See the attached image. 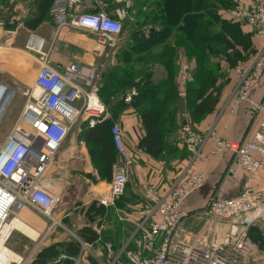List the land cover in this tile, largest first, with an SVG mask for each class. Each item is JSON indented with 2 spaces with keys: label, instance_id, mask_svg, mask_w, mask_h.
<instances>
[{
  "label": "built area",
  "instance_id": "2783aa9c",
  "mask_svg": "<svg viewBox=\"0 0 264 264\" xmlns=\"http://www.w3.org/2000/svg\"><path fill=\"white\" fill-rule=\"evenodd\" d=\"M124 1L125 5L112 15L105 10L91 11L85 0H55L51 15L56 34L63 27H79L99 36L107 51L120 41L123 21L129 17L132 4L130 0ZM4 8L0 5V11ZM231 15L264 36V0H242ZM10 23H14L12 17L7 20L0 16V28ZM12 36L16 35L0 37L1 51L15 50L10 48ZM58 37L54 35L48 45L44 36L33 32L24 48L16 50L38 65L32 84L22 91L3 80L5 71L0 67V123L17 94L26 98L16 123L0 140V242L7 244L13 229L4 238V227L16 220L25 206L33 207L50 220L34 251L24 256L6 245L9 250L6 257H0V264H34L45 239L58 235V227L63 224L54 211L62 198L50 188L49 171L76 124L94 127L97 122L111 118L99 94V65L77 60L56 62L54 43ZM54 62L62 64V68ZM189 70L190 66L183 64L184 87L191 80ZM235 73L237 80L223 110L229 108L236 114L241 103H249L259 117L256 133L247 140H231L218 132L216 123L200 130L185 116L181 135L190 159L167 188L158 180L143 186L133 219H128L133 224L129 236L119 246L108 239L105 214L95 228L96 243L101 246L66 229L80 243V252L75 256L62 252L51 264H92L91 257L98 264H264V248L250 236L252 226L264 229V189L254 182L264 172V96L261 99L254 96L264 81V43L249 62L236 67ZM184 87L181 97L187 95ZM135 95L137 90L133 88L126 93L124 102L131 103ZM7 99L9 102L4 106ZM112 134L122 163L114 165L113 176L104 189L91 188L89 193L98 205L118 210L117 202L126 192L129 168L137 161V155L128 150L120 125H113ZM205 153L232 155L235 167L246 178L237 195L223 197L216 191L203 209L190 211L184 208V201L209 180L208 173L195 168L200 158H207ZM229 171L236 172L233 168ZM191 218L201 221L197 229L185 227L184 223Z\"/></svg>",
  "mask_w": 264,
  "mask_h": 264
},
{
  "label": "trees",
  "instance_id": "16d2710c",
  "mask_svg": "<svg viewBox=\"0 0 264 264\" xmlns=\"http://www.w3.org/2000/svg\"><path fill=\"white\" fill-rule=\"evenodd\" d=\"M19 1L28 8L23 18L28 29L36 31L44 22L52 20L55 0H0V5L6 9L0 11V16L7 20L13 17ZM88 2H91V11L105 10L112 15L125 5L124 0H85L86 4ZM136 4V8L134 5L129 10L131 15L123 21L120 41L125 44L120 45L119 41L114 48H109L108 56L102 57L99 63V94L111 118L97 122L94 127L87 123L75 125L83 127L78 138L87 145L91 162L102 180H111L113 165L122 162L112 127L129 110L139 116L144 131L136 147L138 150L163 163V167L172 164L173 168L174 161L187 163L190 153L184 141L178 143L171 138L186 119L183 117L178 123L180 102H186V105L181 104L182 109H186L191 124L199 129L207 116L219 112L224 101L223 91L232 80L226 68L233 71L238 65L249 62L259 50L252 40L256 32L231 15L233 9L241 6L242 0H136ZM146 25L154 26L148 34L138 35ZM155 28L158 30L154 31ZM244 28L249 31L244 32ZM183 59L190 64L191 78L184 87L185 99L179 96L183 89L180 76ZM158 66L161 68L159 75L156 73ZM133 88L137 95L131 103H125L126 93ZM90 176L98 181L96 176ZM129 184L117 202L121 217L114 220L117 231L122 229V233L118 231V237H112L113 232L108 233V239L116 246L130 234V225L120 219H133L134 207L142 199L129 197ZM105 212L106 208L96 201L90 206L89 217L77 230L85 241L101 246L96 243L98 237L91 223L102 218ZM109 217L106 216V221ZM250 236L264 248V234L259 226L251 227ZM80 249V243L74 238L44 246L36 253L34 264H51L62 252L75 256ZM91 262L98 264L92 257Z\"/></svg>",
  "mask_w": 264,
  "mask_h": 264
},
{
  "label": "crops",
  "instance_id": "0c3cea01",
  "mask_svg": "<svg viewBox=\"0 0 264 264\" xmlns=\"http://www.w3.org/2000/svg\"><path fill=\"white\" fill-rule=\"evenodd\" d=\"M96 2L101 5L100 1ZM90 4L91 2H88L87 4L89 8L91 7ZM14 14L15 15L12 17L14 23L7 24L5 27L0 28V37L2 35H16L12 36V46L10 47L15 49L14 51L0 50V67L3 68L5 73L13 78L11 81V78L5 75L3 76V80H5V82H7L12 87L16 88L17 85L22 91L27 86L32 84V79L38 71V65L34 63V61L28 59L23 54L17 53L16 51L24 48L28 35L33 32L39 35H45L44 37L47 40V43L50 42V44L54 39V35H60V38L55 40L54 43L57 52L56 56L54 57L56 62L65 63L68 60H77L88 65H95L98 61L99 63L101 62L102 57L108 56L105 55L106 49L104 47H100L97 44H93L91 42L87 43L85 41H81L75 36H72L92 35L91 32L85 29L75 26H67L63 27L60 32L56 34V29L52 20L49 22H44V24H42L36 31L28 29L24 25L23 21V18L28 14V8L23 3V1H19L15 5ZM22 39H25V41H23V43L20 41V43L17 45V41ZM252 40L258 46L257 48L260 49L264 43V36L258 35L256 33V35H253ZM66 45H76L81 50L90 49L91 53H85L84 55L80 56L77 54H72L71 51V53H67L65 51ZM96 56H98L97 59ZM57 67L62 68V64H58ZM230 76L232 77V80L227 84L223 91V97L225 98L219 109L220 114L217 113L207 116L200 124L199 129L207 130L214 123H216L218 132L223 134L227 139L236 141L247 140L251 138L258 130L259 117L255 114L254 109H252L250 104L247 102L240 104L236 114L232 113L229 108L223 110L225 103L228 100L229 95L236 83L235 81L237 80L235 70L231 72ZM254 96L257 99H261L264 96V81L255 91ZM117 123L124 130V140L128 150L137 155V161H135L130 166L128 172L130 184L128 186L129 189L127 192L129 193V197L134 196L140 200L143 195V186L149 183L151 180H158L163 188H167L171 184L172 179L176 174V170H180L186 164V162L179 164L177 161H174L172 169H165V167H163V163L150 158L147 154L143 153L141 150H138L136 147L138 145L139 139L144 134V131L142 129L139 116L133 113L131 110L126 111L125 114L117 121ZM204 155H206L207 158H200L196 162L195 168L208 173L209 180L202 189L193 193L184 201V208L190 211H200V209H203L208 199L216 191H219L223 197H232L237 195L240 192L246 178L245 173L235 167L232 155H208L207 153ZM121 163L118 161L114 165ZM230 168H233L236 172H230ZM51 172L52 174L54 173L53 176L55 180L50 179V188L60 197L61 191H59V189H61V187L58 188L57 184H61L60 180H62L64 184L67 181L66 184L70 193L67 194L66 191L62 192L63 197H61L62 200L59 205L65 202L70 207L68 211L59 210V205L55 209V217L60 220V222L63 224V227H58V235L55 234L53 237L51 236L46 238L43 242L44 246L70 240V234L66 229L77 232V230L83 225V221L89 217L88 210L95 201L92 198L91 193H89V190L91 188H100L103 184H107L110 181L99 179L97 170L94 168L91 162L87 145L84 142L75 139L66 141L61 147L56 156V161L49 171V178ZM90 175L96 176L98 181L95 182ZM254 182L264 189V172ZM105 214L107 217L111 216L109 217V220L107 219V237L108 233L111 232H113L112 237H118L119 232L122 233V229H118L119 232L117 231L114 225V220H119L120 211L110 208L106 209ZM16 220H20V222L35 232L37 236L34 235L35 237L32 239L26 235V233H22V231L16 229V227L12 228L13 232L17 231L24 236H27V238H29L32 242L36 243V246L50 225V220L31 206H25L19 213H17ZM99 220L101 221L99 218L95 222L91 223L94 230L99 223ZM120 220L130 225L129 232H131L132 222H130L128 219ZM200 223L201 221H199V219L191 218L187 220L184 225L185 227L194 230L199 227ZM189 225L192 226L189 227ZM262 231L264 234L263 229Z\"/></svg>",
  "mask_w": 264,
  "mask_h": 264
},
{
  "label": "rangeland",
  "instance_id": "374dc122",
  "mask_svg": "<svg viewBox=\"0 0 264 264\" xmlns=\"http://www.w3.org/2000/svg\"><path fill=\"white\" fill-rule=\"evenodd\" d=\"M131 1V4H132V7L135 5V8H136V6H137V4H136V0H130ZM134 8V7H133ZM132 8V9H133ZM132 14H134V17L136 16V12H134L133 11V13ZM129 15H131V13L129 14ZM135 20V19H134ZM133 20V21H134ZM154 26V25H153ZM153 26H151V27H153ZM149 25H146L142 30L144 31H142V32H140V33H138V35H145V34H148V32H149V29L151 28ZM157 29V28H156ZM247 29L246 28H244V32L246 31ZM247 31H249V30H247ZM91 34V33H90ZM253 35V34H252ZM23 36V35H22ZM42 36H45V35H42ZM72 36H75L76 38H78L79 40H81V41H85V42H91V43H93V44H97L98 46H100V47H106L104 44H102L101 42H100V37L99 36H97V35H94V34H92V35H72ZM60 38V35H59V37L57 38V40ZM20 41L23 43V41H25V39H22V40H18L17 41V45L20 43ZM67 41V40H66ZM121 43H120V45H124L125 43H124V41L122 42V41H120ZM67 43V42H66ZM50 44V42L48 43V45ZM61 44H62V42H61ZM76 47V48H75ZM115 47V46H114ZM114 47H111V48H114ZM255 47H258L257 45H256V43H255ZM65 51L67 52V53H71L72 52V54H77L78 56H80V55H84L85 53H91V50L90 49H88V50H81L79 47H77L76 45H71V46H65ZM71 51V52H70ZM98 58V56H96V59ZM54 64H55V66H57L58 64L57 63H55L54 62ZM183 64H186V65H189L190 66V64L188 63V62H186L185 61V59H183L182 61H181V63H180V76H181V68L183 67ZM99 65V61L95 64V66L97 67ZM227 67L229 68L230 66L229 65H227ZM235 70V69H234ZM226 72L228 73V76H230L231 75V72H232V70L231 69H229V70H227V68H226ZM156 73H157V75H159L160 73H161V68L158 66L157 67V70H156ZM9 76L7 73H5L3 76ZM33 76V75H32ZM10 77V76H9ZM11 78V81L13 80V78L12 77H10ZM182 84V83H181ZM182 87H184V85L182 86ZM20 87L19 86H17L16 85V89L17 90H20L19 89ZM180 96V95H179ZM180 98L181 99H185L186 97H181L180 96ZM25 100H26V98L21 94V93H19V94H17V96H15L14 98H13V100L11 101V103L9 104V106H8V109H7V112H6V115L4 116V118H3V120H2V122L0 123V140L1 139H3V137H5L8 133H9V131L11 130V128L13 127V125L16 123V121H17V118L19 117V113H20V111H21V109L23 108V106H24V104H25ZM182 103H184L185 105H186V102H180V109H179V111H178V123H180V120H182V118L183 117H185V116H187L188 114H187V111H186V109L185 108H183L182 109ZM205 120V119H204ZM203 120V121H204ZM202 121V122H203ZM201 122V123H202ZM116 124H118V123H116ZM179 125V124H178ZM82 125H78V126H75V128H73V130H72V132H71V135H70V137L68 138V140H72V139H75V140H79V141H81L79 138H78V133H79V131L80 130H82ZM173 140H175L176 142H182L183 141V136L181 135V128L179 129L178 128V130H177V132L174 134V135H172V137H171ZM67 140V141H68ZM55 161H56V159H55ZM55 163V162H54ZM166 166H165V169H172V164H171V166L169 165L168 166V164H165ZM164 166V165H163ZM53 169V168H52ZM52 174V172L50 173V179L51 180H55L54 179V176H53V174ZM129 175V174H128ZM129 178V177H128ZM67 182V181H66ZM66 182H65V184L63 183V181L62 180H60V183L61 184H57V186H58V188L59 187H61V189H59V191H61V193H60V195H61V197H63V195H62V192H64V191H66L67 192V194H69L70 192H69V190H68V186H67V184H66ZM106 185L107 184H103L100 188H97V190H102V189H104L105 187H106ZM69 205H67L65 202H63L61 205H59V210H62V211H68V209H69ZM54 216H56V210L54 211ZM193 225V224H192ZM192 225H189V227H191ZM261 230H262V228H261ZM264 230V229H263ZM7 247L9 248V249H11V250H13V251H15V252H17L18 254H22V255H24V256H27L28 254H30L32 251H34L35 249H36V243L35 242H32L29 238H27V236H24L23 234H21L20 232H17V231H15V232H13L12 233V235H11V237L9 238V240L7 241ZM37 245H38V243H37ZM18 246H20V247H18ZM6 247V248H7ZM18 247V249H16ZM42 247H44V245H42L41 246V248ZM7 248V249H8ZM8 249V250H9Z\"/></svg>",
  "mask_w": 264,
  "mask_h": 264
},
{
  "label": "bare ground",
  "instance_id": "6f19581e",
  "mask_svg": "<svg viewBox=\"0 0 264 264\" xmlns=\"http://www.w3.org/2000/svg\"><path fill=\"white\" fill-rule=\"evenodd\" d=\"M9 102V100L7 99L6 102L4 103V106L7 105V103ZM16 227V229H18L19 231H22V233H26V235H28L29 237H31L33 239V237H35L34 235L35 232H33L29 227L25 226L22 222H20V220H14L13 222H9L5 225L4 230H3V237L5 238L11 231L12 228ZM35 231V230H34ZM37 236V235H36ZM8 249L6 248V244H3V242H0V257L3 258L6 257V251ZM8 255H11L8 253Z\"/></svg>",
  "mask_w": 264,
  "mask_h": 264
},
{
  "label": "water",
  "instance_id": "95a60500",
  "mask_svg": "<svg viewBox=\"0 0 264 264\" xmlns=\"http://www.w3.org/2000/svg\"><path fill=\"white\" fill-rule=\"evenodd\" d=\"M157 30H158V29H156V28L154 29V31H157ZM183 124H185V121L183 122Z\"/></svg>",
  "mask_w": 264,
  "mask_h": 264
}]
</instances>
